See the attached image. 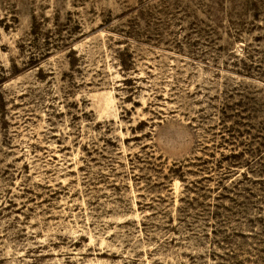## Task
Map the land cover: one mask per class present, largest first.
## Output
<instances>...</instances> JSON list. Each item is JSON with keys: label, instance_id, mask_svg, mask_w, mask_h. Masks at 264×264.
<instances>
[{"label": "rangeland", "instance_id": "obj_1", "mask_svg": "<svg viewBox=\"0 0 264 264\" xmlns=\"http://www.w3.org/2000/svg\"><path fill=\"white\" fill-rule=\"evenodd\" d=\"M0 264H264V0H0Z\"/></svg>", "mask_w": 264, "mask_h": 264}, {"label": "clouds", "instance_id": "obj_2", "mask_svg": "<svg viewBox=\"0 0 264 264\" xmlns=\"http://www.w3.org/2000/svg\"><path fill=\"white\" fill-rule=\"evenodd\" d=\"M190 140L191 134L186 129L174 127L163 134V147L169 152L179 154L190 147Z\"/></svg>", "mask_w": 264, "mask_h": 264}]
</instances>
